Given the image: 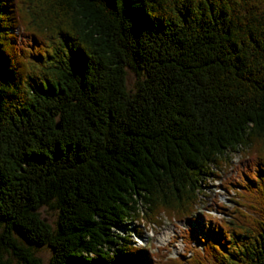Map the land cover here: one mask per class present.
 <instances>
[{"label": "trees", "instance_id": "obj_1", "mask_svg": "<svg viewBox=\"0 0 264 264\" xmlns=\"http://www.w3.org/2000/svg\"><path fill=\"white\" fill-rule=\"evenodd\" d=\"M237 151L202 252L112 229L192 218ZM43 246L48 264H264V0H0V264Z\"/></svg>", "mask_w": 264, "mask_h": 264}, {"label": "rangeland", "instance_id": "obj_2", "mask_svg": "<svg viewBox=\"0 0 264 264\" xmlns=\"http://www.w3.org/2000/svg\"><path fill=\"white\" fill-rule=\"evenodd\" d=\"M127 80H126V86L128 89H133V82L135 80V75L130 70H127ZM242 157L241 154L237 152H234L233 154L226 156L229 160H223L225 163L220 164L213 172L216 174V177L213 178V181L207 180L206 181V187L203 188V194L199 198V202L195 205V212H199V216L202 218L201 221L204 224V229L208 232L207 228L209 226H214L212 220L219 221L220 219H230L232 218L228 211H230L233 206H235L234 199H236V194L233 193L234 190L237 189V183L235 184V180H239L238 172L239 170H243L246 165V158ZM225 157V158H226ZM225 168V170H222L221 168ZM222 182L229 183L228 188L225 189L220 184ZM223 207L225 210H222ZM39 215L42 219H44L47 224H49L51 227L54 226L57 219V211L49 207L48 205H43L38 210ZM201 213V215H200ZM195 214V213H194ZM160 220V224H149L145 223L144 219L135 221V220H128L123 225L112 228L115 232H118L119 236H124L126 231L134 229L140 230L143 235L139 237L138 235L134 233H130V242L134 247H143L146 245V247L150 250V252H158L157 250V244L159 243V235L163 232H169L170 235H173L174 233L171 232V230H176L174 228V225L172 222H169L168 219L165 218V215L163 213H160V215L157 218ZM162 224V225H161ZM178 224V223H177ZM180 229H184L188 226L187 223H180L178 224ZM207 227V228H206ZM126 229V230H125ZM179 231V230H178ZM157 233V234H156ZM200 234V232H198ZM154 236V239L150 240ZM158 238V239H157ZM148 240H150L148 242ZM20 241V240H19ZM20 243L23 246H26L27 243L24 241H20ZM31 250L33 254L38 257L43 263L48 264L49 256H50V249L47 248V246L43 247H31ZM183 251L181 248L176 253L171 252V256H178ZM190 256V253L189 255ZM5 258L9 260V264H22L17 261V259L11 255L6 254Z\"/></svg>", "mask_w": 264, "mask_h": 264}, {"label": "bare ground", "instance_id": "obj_3", "mask_svg": "<svg viewBox=\"0 0 264 264\" xmlns=\"http://www.w3.org/2000/svg\"><path fill=\"white\" fill-rule=\"evenodd\" d=\"M200 215H201V213H200ZM192 219H193L194 221H198V220L201 221V217L199 216V212L193 214V215H192ZM169 222H171V221H169ZM172 223H178V222L174 221V222H172ZM181 223H186V222H181ZM178 224H180V223H178ZM139 237H141V236H139Z\"/></svg>", "mask_w": 264, "mask_h": 264}]
</instances>
